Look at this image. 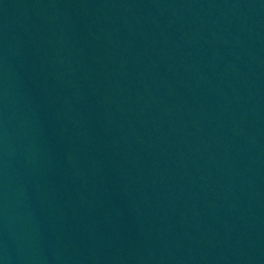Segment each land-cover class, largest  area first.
I'll return each instance as SVG.
<instances>
[{
	"label": "water",
	"instance_id": "1",
	"mask_svg": "<svg viewBox=\"0 0 264 264\" xmlns=\"http://www.w3.org/2000/svg\"><path fill=\"white\" fill-rule=\"evenodd\" d=\"M0 264H264V0H0Z\"/></svg>",
	"mask_w": 264,
	"mask_h": 264
}]
</instances>
